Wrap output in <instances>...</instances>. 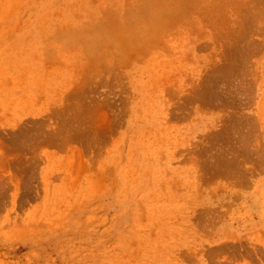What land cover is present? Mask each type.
Returning a JSON list of instances; mask_svg holds the SVG:
<instances>
[{"label":"rangeland","instance_id":"374dc122","mask_svg":"<svg viewBox=\"0 0 264 264\" xmlns=\"http://www.w3.org/2000/svg\"><path fill=\"white\" fill-rule=\"evenodd\" d=\"M0 264H264V0H0Z\"/></svg>","mask_w":264,"mask_h":264},{"label":"bare ground","instance_id":"6f19581e","mask_svg":"<svg viewBox=\"0 0 264 264\" xmlns=\"http://www.w3.org/2000/svg\"><path fill=\"white\" fill-rule=\"evenodd\" d=\"M135 14V13H134ZM126 18V17H125ZM155 19V18H154ZM137 26V25H136ZM104 47V46H103Z\"/></svg>","mask_w":264,"mask_h":264}]
</instances>
